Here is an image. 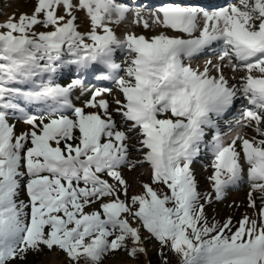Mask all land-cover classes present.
Listing matches in <instances>:
<instances>
[{"label":"snow or ice","instance_id":"1","mask_svg":"<svg viewBox=\"0 0 264 264\" xmlns=\"http://www.w3.org/2000/svg\"><path fill=\"white\" fill-rule=\"evenodd\" d=\"M0 29V264L45 249L67 264H104L118 251L137 259L150 240L161 264L168 253L176 264H264V0L148 11L35 0ZM73 68L76 78L57 82ZM89 75L111 87H88ZM237 101L226 140L221 122ZM209 154L201 192L193 164ZM138 166L150 183L129 196L123 172ZM242 184L252 216L210 220L206 205Z\"/></svg>","mask_w":264,"mask_h":264},{"label":"rangeland","instance_id":"2","mask_svg":"<svg viewBox=\"0 0 264 264\" xmlns=\"http://www.w3.org/2000/svg\"><path fill=\"white\" fill-rule=\"evenodd\" d=\"M35 0H0V23L7 21L9 16L15 14L17 17L21 13L31 14V11L34 7ZM119 2L124 3L126 6L136 9H143L148 11L154 9L157 6L169 0H119ZM176 2L181 3H193L197 5H205L210 7L215 6H226L227 4L234 3L236 0H176ZM79 23L81 32L88 30L87 22L81 16L77 21ZM2 30V29H0ZM129 32H134L137 35L151 36L156 33L153 31H145L142 26H133L129 24L126 29ZM116 34L122 36L125 28L123 25L115 27ZM208 58H211L210 54L201 55L195 59L193 66H201L204 61ZM117 63L123 62V56L117 54L116 57ZM226 75H230V72L226 69ZM77 73L74 68L70 72L65 69L64 73L58 78L57 82L61 85H67L71 82L72 79L76 78ZM86 81V85L90 88L95 87H111L109 82H101L95 79L94 76L83 77ZM74 102L77 106H82L83 98L77 100L73 97ZM240 109L241 101H237L236 107L231 111L230 114L226 115L225 122H221V131L225 134V139L228 140L230 135L234 134L236 130V121L240 119ZM15 124V131L17 134L26 130V126L19 121H11ZM247 131V130H246ZM248 135H252L251 132H248ZM208 139H211V133L208 136ZM135 158V153L133 154ZM211 157L209 155H203L197 159L193 164V172L195 174L197 183L199 185V190L201 192L210 191V185L208 183L207 177L211 175L212 169L210 167ZM123 175L130 185L129 196L133 194H138L142 191L141 185L143 183H150V174L145 167H137L132 171L124 170ZM248 187L246 184L239 185L235 188H232L226 192L225 197L222 201L213 200L211 205H206L205 212L210 220L213 218L216 221L223 222L229 217L232 219L233 223L239 221L245 214L252 216L253 210L248 208ZM21 198H24L23 196ZM146 235V233L144 234ZM147 255H140L137 259L129 258L124 251H118L114 255H110L104 261V264H161L160 258V247L154 241H146ZM169 264H176V257L171 253H168ZM17 264H67L66 257L64 254L58 250H47L38 253L32 254L29 253L27 258L22 262H17Z\"/></svg>","mask_w":264,"mask_h":264}]
</instances>
